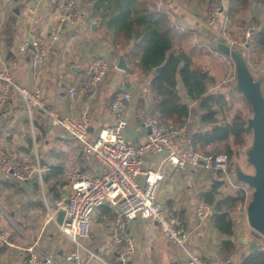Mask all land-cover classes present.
Wrapping results in <instances>:
<instances>
[{
    "label": "crops",
    "instance_id": "crops-1",
    "mask_svg": "<svg viewBox=\"0 0 264 264\" xmlns=\"http://www.w3.org/2000/svg\"><path fill=\"white\" fill-rule=\"evenodd\" d=\"M65 1L0 0V67L6 66L17 84L39 88L46 108L59 115L77 118L85 111L90 118L89 141L95 140L103 128L116 121L110 109L113 95L120 89H130L133 99L125 113L127 125L122 134L132 143L142 142L147 134V129L142 125V116L147 109L155 106L154 94L147 77L132 66L126 57L127 47L123 37L119 36L113 41L101 18L94 13L95 0H74L81 17L76 24L65 26L45 61H36L34 50L28 44L24 50L20 49L22 44L31 39L46 40L49 27L65 9ZM248 1L249 6L236 20L244 27L251 26L247 39H243L242 28L234 25L236 22L232 24L229 21L228 25L222 22L215 29L209 28L205 24L206 10L201 0L155 2L158 8L164 9L170 16L178 33L186 35L180 41L181 46L192 57L194 67L208 71L211 81L213 72L204 65L199 66L196 61L207 62L208 59H219L218 55H224L215 48L214 42L219 36H225L226 42L243 50L251 72L258 70L259 73L252 74L261 76L264 87V54L252 45L255 22L264 26V6L258 0ZM210 47H214V52ZM120 55L124 56L127 65L125 70L117 67ZM96 56L106 58L109 71L100 83L94 85L88 79L87 70ZM209 82V92L223 93L227 99L225 91L209 85ZM70 89L75 91L73 98L69 97ZM178 91L185 95V90L179 89V86ZM185 103L191 108L187 118L190 122L188 132L209 129L211 124L200 121L197 104L190 99ZM224 110L225 107L217 114L219 122L231 119L232 114H226ZM31 127L40 159L47 167L58 165L63 168V172L69 167H77L88 175L97 172V161L93 157L82 158L79 142L71 139L61 126L51 124L43 110H34L30 120L19 98L12 101L0 115V156H15L29 150L33 144ZM223 145L224 142H217L202 149H222ZM164 155L163 151L146 155L142 170L161 167L163 178L156 187V198L178 216L189 232L187 249L209 261L218 252L221 241L227 237L212 226V214L199 220L195 210L220 178L213 170L201 166L177 172L163 163ZM61 178L65 183L60 188L59 197H54L43 182L39 183L35 179L16 182L0 171V232L10 233L8 243L0 245V264H19L31 243L35 244L34 251L40 257H53L54 262L43 261V264H121L116 246L111 242L110 226L114 214L108 206H100L93 212L90 234L80 240L78 246L57 230L51 219L54 202L68 193L63 173ZM223 182L215 193L217 199L234 194L241 188L247 202L250 194L248 187L237 183L232 175L230 178L225 177ZM240 206L242 204L236 207L238 220L234 219L235 209L230 212L234 223V236L230 239L235 244V251L230 254V264H240L250 252L251 242L257 243L258 249H264V237L249 228L245 212ZM240 232L243 238H248L246 243L239 240ZM126 233L135 243V251L128 264H185L182 252L167 241L156 222L135 219L127 226ZM76 250L78 258L67 261L66 255Z\"/></svg>",
    "mask_w": 264,
    "mask_h": 264
},
{
    "label": "built area",
    "instance_id": "built-area-1",
    "mask_svg": "<svg viewBox=\"0 0 264 264\" xmlns=\"http://www.w3.org/2000/svg\"><path fill=\"white\" fill-rule=\"evenodd\" d=\"M58 1V0H53ZM227 0H211L206 25H213L222 16L227 18ZM81 12L74 0L65 1V9L57 20L49 27L46 40L31 39L20 46L24 50L30 45L34 50L35 60L45 61L52 50L53 44L60 39L65 26L76 24ZM251 30L246 28L245 36ZM109 71L106 58L96 56L90 63L87 76L92 84L100 83ZM75 91L69 90L73 98ZM21 101L22 109L31 120L34 110H43L48 115L51 124L61 126L67 135L80 143L82 158L93 157L98 168L95 174H86L77 167H69L63 172L68 185L65 197L55 200L51 219L57 230L68 240L79 245L80 240L86 239L91 231L93 212L100 206L106 205L113 211L111 222V242L116 246L121 264L131 258L135 251L132 237L126 233L127 226L135 219H147L156 222L157 228L167 241L182 252L185 264H230L231 257L216 252L209 261L202 259L197 253L187 249L189 232L183 226L178 216L164 207L156 198V187L163 178L161 167L142 170L143 158L148 154L164 152L163 163L177 172L201 166L206 170L221 171L230 178L228 156L224 152L202 154L191 142L189 120L172 123L164 118L157 108L147 109L142 116V125L147 129L145 139L140 143H132L126 139L122 130L127 125L125 113L133 99L130 89H120L112 97L110 109L116 116V121L103 128L93 141L88 140L90 118L82 112L77 118L70 115H59L56 111L45 106L42 91L17 84L6 66L0 67V115L14 100ZM32 130L33 144L29 152L10 156H0V171L9 179L23 182L35 179L43 182V176L48 169L37 150L35 135ZM246 206V205H245ZM242 205V209H245ZM241 207V206H240ZM63 211L61 222L57 221V212ZM212 208L204 200L196 206V217L206 219ZM10 233L0 232V245L8 243ZM35 244L27 248V254L19 264H43L54 262L53 257H40L35 251ZM78 258V251L67 254L65 259L70 261Z\"/></svg>",
    "mask_w": 264,
    "mask_h": 264
},
{
    "label": "trees",
    "instance_id": "trees-1",
    "mask_svg": "<svg viewBox=\"0 0 264 264\" xmlns=\"http://www.w3.org/2000/svg\"><path fill=\"white\" fill-rule=\"evenodd\" d=\"M155 1L95 0L93 8L113 41L119 36L123 37L127 47L126 57L132 62V66L148 79V85L155 98L153 108H157L170 122L178 123L191 114V108L183 101L184 97L195 102L200 111V121L211 124V127L204 131L189 133L194 148L202 154L226 153L229 160L228 169L232 173L235 165V162H232L234 154L232 147L246 143V135L250 132L246 127V121L240 112H234L229 121H218L219 110H223L228 104L225 94L208 91L207 83L211 80L208 71L193 66L192 57L180 44L186 35L178 33L170 16L164 9L158 8ZM258 3L264 6V0H258ZM248 6V0H227V19L237 22L238 16ZM255 25L252 45L264 54V26L257 22ZM157 67L159 70L155 71ZM179 82L183 85L185 95L178 91ZM217 142H224L222 149L218 147L206 151L202 149ZM214 172L220 181L204 195L203 199L212 208V226L227 237L221 241L218 251L230 257L235 251V244L230 239L234 236V223L230 212L246 202V194L243 189L238 188L234 194L217 199L215 193L224 183L225 175L221 171ZM62 173L61 166L49 165L43 176L44 185L54 197H59L60 188L65 183L61 178ZM240 264H264V249H258L256 252L250 250Z\"/></svg>",
    "mask_w": 264,
    "mask_h": 264
},
{
    "label": "water",
    "instance_id": "water-1",
    "mask_svg": "<svg viewBox=\"0 0 264 264\" xmlns=\"http://www.w3.org/2000/svg\"><path fill=\"white\" fill-rule=\"evenodd\" d=\"M214 46L232 61L234 66L232 90L240 93L251 107L252 115L245 118L246 127L251 132V142L245 151V159L246 163L252 167V171L246 172L239 164H235L233 177L237 183L251 190L245 206V218L249 228L264 237V89L262 78L252 74L243 50L226 42L223 36L217 38ZM117 67L123 70L127 68L123 55L119 56ZM158 70L159 67L155 68V71ZM178 86L179 89H183L181 82ZM184 102H189V98H185ZM62 217L63 211L60 210L57 214V221L61 222ZM239 240L246 243L248 238H243L240 232ZM249 247L251 252H256L259 245L251 242Z\"/></svg>",
    "mask_w": 264,
    "mask_h": 264
},
{
    "label": "rangeland",
    "instance_id": "rangeland-1",
    "mask_svg": "<svg viewBox=\"0 0 264 264\" xmlns=\"http://www.w3.org/2000/svg\"><path fill=\"white\" fill-rule=\"evenodd\" d=\"M204 6V9L206 10V17H207V10L209 7V4L211 2V0H201ZM224 5L227 9V3ZM229 24V20L226 18L224 19L222 16H220L213 25H207L209 28H216L219 24ZM235 23V21H232V24ZM239 21H237L234 25H237L238 27L242 28L243 31V39H247L248 36L246 37L244 34V31L246 28L251 30V26L247 25V26H242V24H238ZM223 28V27H222ZM221 29V28H220ZM226 30V29H225ZM225 37V36H224ZM226 37H228L226 35ZM239 39V37L237 38ZM188 41V40H187ZM214 47H210V49L212 50V52H214L213 50ZM219 59H217L216 57H213L211 59H208L207 62L201 61L199 62V57H197V61L196 64H198L199 66H203V67H208V69H210L214 75H212L213 81L210 80L209 85H213L216 88L225 91L226 93V97H227V105L225 106V112L226 114L231 113L233 114L234 112H240L241 115L243 116V118L245 119L246 117H249L252 115V111H251V107L250 105L245 101V99L242 97V95L240 93H237L236 91L232 90L231 88L233 87L234 84V66L232 61L230 60L229 57L224 56V55H218ZM258 56H260L258 54ZM258 56L256 55V59L258 58ZM254 57V58H255ZM262 69V68H261ZM263 71H264V67H263ZM252 73L254 75H258V70H253ZM264 89V87H263ZM190 123V122H189ZM246 143L242 146H236L234 145L232 148L234 150V154L232 157V162H235V164H239L242 169L246 172H251L252 171V167L250 165H248L246 163V155H245V151L247 149V147L250 145L251 142V132H249L246 135ZM251 190L249 189V192ZM250 196V194H249ZM249 199V198H248ZM242 205H246L242 204ZM242 208V206H241ZM245 212V209H243ZM235 215H234V219L238 220V215L237 212L238 211L236 208L234 210Z\"/></svg>",
    "mask_w": 264,
    "mask_h": 264
}]
</instances>
